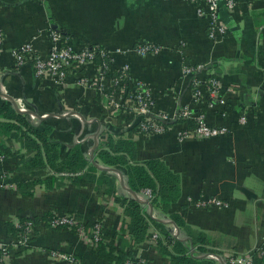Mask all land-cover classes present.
<instances>
[{
    "label": "crops",
    "instance_id": "0c3cea01",
    "mask_svg": "<svg viewBox=\"0 0 264 264\" xmlns=\"http://www.w3.org/2000/svg\"><path fill=\"white\" fill-rule=\"evenodd\" d=\"M220 15L227 34L216 42L209 37L207 20L186 0H0L5 35L0 106L9 105L59 146L51 164L43 150L34 164L37 151L21 139L13 127L17 122L0 116V243L11 242L17 234L9 224L17 229L22 218L34 219L36 228L26 250L13 249L6 264H63L48 254L52 249L74 254L82 264H117L102 257L92 240L99 222L106 250L144 264H184V256L192 264H229L231 255L264 248V0H238L234 13L222 8ZM54 26L74 35L76 46L108 50L111 74L127 66L132 81L149 89L156 111L170 117L191 103L192 78L183 73V62L206 65L205 74L225 86V103L200 108L211 126L228 132L181 140L179 124L161 134H140L134 130L138 117L130 101L127 109L117 108L98 89L78 85V73L56 86L38 78L31 63L17 67L12 52L33 42L37 54L46 55ZM141 43L162 49L142 56L134 52ZM87 74L94 76V67ZM109 135L132 140L138 164L159 160L179 179L176 203L153 207L152 213L147 207L149 230L141 243L128 233L123 201L129 193L118 175L126 182L123 168L105 167L95 158ZM75 148L96 172L88 165L75 174L57 171ZM208 197L229 207L199 206ZM54 215L72 216L83 232L51 228L47 220ZM166 231L179 232L182 245L170 244ZM154 233L160 236L157 242L151 239Z\"/></svg>",
    "mask_w": 264,
    "mask_h": 264
},
{
    "label": "built area",
    "instance_id": "2783aa9c",
    "mask_svg": "<svg viewBox=\"0 0 264 264\" xmlns=\"http://www.w3.org/2000/svg\"><path fill=\"white\" fill-rule=\"evenodd\" d=\"M197 6V13L200 17L205 18L208 22L209 37L213 41H220L227 34V27L222 21L220 11L225 8L228 12L234 13L238 6V0H186ZM62 30L58 27H51L49 30L50 50L46 55L37 54L33 42L26 43L12 52V56L17 67H23L33 64L38 78H46L52 81L56 86L66 84L72 79L74 73H78L77 84L96 88L104 96L108 97L117 108H125L127 101L131 102V111L137 117L139 125L135 132L145 135L161 134L171 128L167 124L176 119L185 121L193 120L197 127L190 129L185 127L180 132L181 140L190 137H199L203 139L224 135L228 129L211 126L203 113H197L195 108L206 105L210 108L216 104H224L225 86L221 81L210 75H206V65H192L189 62H183V73L191 76V103L183 107L177 116L170 117L164 112H158L155 109V102L151 97L150 91L143 83L133 82L127 66L111 74V53L98 45H80L76 46L72 39L67 38L63 41ZM5 35L0 30V47L3 46ZM162 49L161 46L141 43L135 46L134 52L145 56L148 54H158ZM109 58V65L106 62ZM94 67L95 75L89 76L87 70ZM119 73V76H116ZM111 75V76H110ZM109 77V78H108ZM76 78V77H75ZM110 79V84L105 85L104 79ZM109 89H112L109 93ZM20 110L26 111L20 106ZM30 117L36 120L34 115ZM244 120V119H242ZM167 125V126H166ZM173 127V126H172ZM3 157H0L2 161ZM125 186L128 187L125 182ZM125 190V189H124ZM126 191V190H125ZM127 192V191H126ZM137 199L148 208L156 199V196L150 189H145L141 193H136ZM132 196L131 194H129ZM133 197V196H132ZM134 198V197H133ZM199 206L204 209L224 210L229 204L218 197H208L199 202ZM153 207V205H152ZM151 212V209H150ZM49 226L51 228H75L83 232V227L79 225L72 216H52ZM19 230L18 235L14 236L9 243H0V251L3 256L0 258V264H6V259L10 256L13 249H19V246L27 248L30 240L36 234V228L33 221L19 222L16 224ZM178 238L177 232H174ZM160 236L158 233L152 235V241L157 242ZM92 240L97 243L102 240V224H95ZM14 251V250H13ZM48 254L57 262L63 264H82L80 259L74 254L63 252L57 249L49 250ZM264 256V248H258L248 255H231L227 258L229 264H255V261ZM212 260L220 261L221 257L211 255ZM144 264V262H140ZM127 264H135L130 261Z\"/></svg>",
    "mask_w": 264,
    "mask_h": 264
},
{
    "label": "trees",
    "instance_id": "16d2710c",
    "mask_svg": "<svg viewBox=\"0 0 264 264\" xmlns=\"http://www.w3.org/2000/svg\"><path fill=\"white\" fill-rule=\"evenodd\" d=\"M61 32L63 41H65L67 38L75 39V36L67 32L66 30L62 29ZM106 62L109 65V58H106ZM117 75L119 76V73H116V76ZM111 91L112 89H109L108 92L111 93ZM218 105L219 104H216L215 107H218ZM124 107L127 109L126 104H124ZM196 112L203 113L205 112V110L203 108H200L196 110ZM0 116L17 122L18 125H13V127H15L17 131L21 132V139L24 138V141L30 144L32 148L36 149L37 151V156L36 160H34V164L40 161L38 159L42 155V150L45 152L50 164L53 162V159L58 158L59 146L49 140L47 132L38 131L36 129V125L29 122L25 116L18 114L7 104H3L0 106ZM179 124L180 127L183 128L188 127L190 129H194L197 127V124L193 120L185 121L182 119H176L169 122L167 125L172 127ZM138 125L139 122H137L136 126L134 127L135 131ZM134 130H130V133L132 134ZM32 136H34V140L32 139ZM37 141H39V143H37ZM71 155L68 159L62 161L61 164H59L60 167H57V171H60V173L69 172L75 174L78 171L83 170L84 167L88 165L92 171L96 172L97 168L94 166L93 162L84 160L78 148H75ZM95 158L98 159L105 167H122V173L126 177L128 188L135 193L139 194L145 189H150L156 196V199L152 202L154 208H160L165 204L170 205L171 203H176L178 201V177L175 176L174 173L171 172L165 166V164L159 160H151L144 162V164H138L136 162V145L132 140H123L121 138L115 139L114 136L109 135L106 142L102 143L99 148L95 150ZM123 204L127 216L130 217L128 233L135 239L136 242H144L147 238L149 230V225L145 218L147 216V206L130 195L123 201ZM29 220L34 222V219L22 218V222H27ZM50 220L51 218L47 220V222L49 223ZM70 229L76 230L77 227ZM9 231L12 233V235H18L19 233V230L15 229L11 224H9ZM166 236H168L167 238L170 244L173 243L177 246L182 245L180 243V240H178L172 234V232L170 233L166 231ZM97 245L99 247L100 255L108 259L109 261L116 262L117 264H127L130 261V259L123 252H118L117 254H115L112 248H110V250H106L102 240L97 242ZM1 256H3V254L0 251V257ZM185 257L186 256L181 258L183 259L182 262H184V264H192V258L190 256H187L189 258ZM135 264L142 263L135 262ZM255 264H264V256L259 260H256Z\"/></svg>",
    "mask_w": 264,
    "mask_h": 264
},
{
    "label": "water",
    "instance_id": "95a60500",
    "mask_svg": "<svg viewBox=\"0 0 264 264\" xmlns=\"http://www.w3.org/2000/svg\"><path fill=\"white\" fill-rule=\"evenodd\" d=\"M15 108H17V105H16V107ZM18 109V108H17ZM28 114L29 115H36L34 112H28ZM96 166H98L97 164H95ZM99 167V166H98ZM119 175V178H120V180H121V182H122V186H123V188L129 193V194H131L134 198H136L137 199V194L134 192V191H132V190H130L127 186H125V181H124V178H123V176L119 173L118 174ZM147 205H149V207H150V209H151V213H152V211H153V207H152V205L151 204H147ZM179 234V232H177V235Z\"/></svg>",
    "mask_w": 264,
    "mask_h": 264
},
{
    "label": "rangeland",
    "instance_id": "374dc122",
    "mask_svg": "<svg viewBox=\"0 0 264 264\" xmlns=\"http://www.w3.org/2000/svg\"><path fill=\"white\" fill-rule=\"evenodd\" d=\"M20 248L23 249V250H26V248L21 247V245L19 246V249H20Z\"/></svg>",
    "mask_w": 264,
    "mask_h": 264
}]
</instances>
